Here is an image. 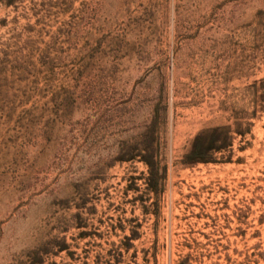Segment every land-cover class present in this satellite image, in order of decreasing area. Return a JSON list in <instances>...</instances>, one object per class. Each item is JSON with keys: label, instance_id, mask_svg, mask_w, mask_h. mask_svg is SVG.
<instances>
[{"label": "rangeland", "instance_id": "rangeland-1", "mask_svg": "<svg viewBox=\"0 0 264 264\" xmlns=\"http://www.w3.org/2000/svg\"><path fill=\"white\" fill-rule=\"evenodd\" d=\"M262 79L264 0H0V264H264Z\"/></svg>", "mask_w": 264, "mask_h": 264}, {"label": "trees", "instance_id": "trees-1", "mask_svg": "<svg viewBox=\"0 0 264 264\" xmlns=\"http://www.w3.org/2000/svg\"><path fill=\"white\" fill-rule=\"evenodd\" d=\"M7 7H16L20 0H1ZM6 23V19L3 21ZM259 83H264L262 79ZM253 123H250V126ZM237 134H243L239 131H233L232 127L222 125L209 129H205L197 134L191 149L184 157V164L189 166L198 165L200 163L208 164L217 162V155L225 151H229L234 147ZM144 162L149 167V176L147 178L148 188L151 192L155 193L158 198L161 196V191L164 187V182L168 176V167L162 166L161 162L156 159V155L149 153L144 155ZM157 210L154 214H159V203ZM137 237L128 236L130 241L135 240ZM128 246L126 250H129ZM190 257V256H189Z\"/></svg>", "mask_w": 264, "mask_h": 264}]
</instances>
